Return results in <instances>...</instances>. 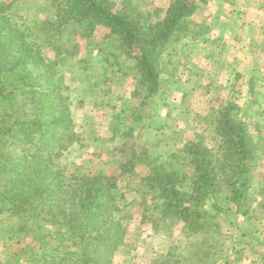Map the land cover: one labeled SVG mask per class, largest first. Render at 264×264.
Segmentation results:
<instances>
[{
  "label": "trees",
  "instance_id": "trees-1",
  "mask_svg": "<svg viewBox=\"0 0 264 264\" xmlns=\"http://www.w3.org/2000/svg\"><path fill=\"white\" fill-rule=\"evenodd\" d=\"M17 1L0 0V199L10 202L8 209L19 217L25 233L45 225L73 231L75 243L50 254L43 264H114L127 245L133 216L123 208L125 193L117 176L60 175L61 155L77 135L59 63L76 58L81 41L86 44L96 32L115 36L118 49L135 63L138 84L151 96L160 85V60L186 33L197 0H170L163 14L143 8L138 0H46L50 3L44 7L42 25L54 56L44 54L39 36L30 33V16ZM250 90L253 93V85ZM240 110L222 99L217 112L205 117L211 119L206 121L211 142H205L206 136L186 142L176 151H184L183 158L173 152L170 160H162L159 153L135 145L131 161L121 166L122 179L139 177L131 172L137 165L148 169L132 188L140 193L134 206L142 209V219L156 232L164 228L171 234L180 227L189 239L185 250L173 251L181 246H172L149 264H216L232 254L239 258L245 249L241 236L222 230L224 201L215 195L224 189L230 201L227 210L250 222L253 214L264 213V182L252 195L255 184L248 164L264 151V119L250 124L239 117ZM133 114L135 132L139 115ZM258 193L262 197L255 204ZM208 201L212 210L206 208ZM149 211L154 215L147 216Z\"/></svg>",
  "mask_w": 264,
  "mask_h": 264
},
{
  "label": "rangeland",
  "instance_id": "rangeland-1",
  "mask_svg": "<svg viewBox=\"0 0 264 264\" xmlns=\"http://www.w3.org/2000/svg\"><path fill=\"white\" fill-rule=\"evenodd\" d=\"M18 1L21 11L30 16V33L39 36L45 55L54 56L42 25L43 10L50 0ZM138 2L147 10L159 9L163 14L170 0ZM197 4L186 33L165 50L159 63L160 85L151 96L138 84L135 63L118 49L115 36L96 32L86 44L81 41L76 58L59 63L64 78L62 90L69 96L77 135L61 155L64 169L60 175L105 172L117 176L119 190L125 193L123 208L133 216L127 245L115 256L114 264H149L172 246H181L173 251L185 250L189 240L181 235L180 227L171 234L164 228L156 232L142 219V209L134 206L141 199L132 189L137 187L135 180L144 177L148 169L137 165L131 172L139 177L122 179L120 174L121 166L131 161L135 145L139 150L159 153L162 160H170L173 152L176 158H183L186 153L176 151L186 142L199 136L211 142V125L205 117L215 114L226 98L241 107L239 117L250 124L264 119V0H197ZM200 32L204 33L197 37ZM133 113L139 115L135 132ZM259 153L248 162L255 184L252 195L264 182V151ZM215 195L224 201L222 230L241 236L245 248L239 258L232 254L216 264H264V213L253 214L251 223L245 215L227 210L230 201H226L224 189ZM256 197L255 204L262 196L258 193ZM212 204L208 201L206 208L212 210ZM10 206L9 201L0 199V264H43L50 254L63 252L75 243L73 231L66 226H38L33 233L21 231L20 219L9 211ZM148 215H154L153 211Z\"/></svg>",
  "mask_w": 264,
  "mask_h": 264
}]
</instances>
